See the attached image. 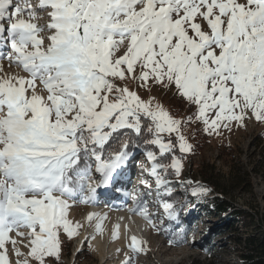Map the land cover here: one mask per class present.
<instances>
[{
	"label": "snow or ice",
	"instance_id": "1",
	"mask_svg": "<svg viewBox=\"0 0 264 264\" xmlns=\"http://www.w3.org/2000/svg\"><path fill=\"white\" fill-rule=\"evenodd\" d=\"M0 60L26 74L0 64V264H59L62 235L83 227L69 210L96 204L141 150L156 187L142 180L132 211L157 231L179 221L187 196L211 192L180 180L193 152L185 126L219 135L264 123V0H0ZM154 87L192 115L139 92ZM94 219L102 234L106 216ZM169 242L188 243L186 230ZM143 243L133 235L122 264H136Z\"/></svg>",
	"mask_w": 264,
	"mask_h": 264
},
{
	"label": "rangeland",
	"instance_id": "2",
	"mask_svg": "<svg viewBox=\"0 0 264 264\" xmlns=\"http://www.w3.org/2000/svg\"><path fill=\"white\" fill-rule=\"evenodd\" d=\"M0 64H3L5 73L11 74L13 70L19 72L18 68L10 67L7 60H0ZM130 86L135 89V82ZM139 92L145 99L154 96L156 102L162 104L177 118L192 115L193 109L186 101L175 95L174 90L154 87L151 93L145 92L144 89H139ZM183 131L193 145V152L188 154L184 161L180 180L197 181L210 188L211 192L199 201L190 195L187 196L190 203L181 209L179 221L165 220L162 226L157 222V226L162 230L157 231L153 227L150 229L148 236L142 240L144 252L135 257L136 264H239V247L235 244V237L237 233L240 235L246 233V228L241 222L234 223L228 219L230 215L227 213L221 217L210 214L208 209L212 207L208 201L221 196L231 201L237 208L254 213L259 218L264 213V123L253 119L246 121L245 127L233 125L230 130L221 129L219 135H208L203 124L193 122L186 125ZM143 155L145 154L142 150L137 152V158ZM144 166L150 168L149 162ZM139 168L141 167L137 161H133L114 186L99 189L98 206L106 207L112 212L119 209H129L133 212L136 204L132 197L138 192L147 191L142 185L137 186L142 180L136 177ZM147 177L155 189L154 180ZM117 188L122 191L121 195L114 192ZM184 192L185 189L177 185L174 198L183 202ZM154 199L153 196L152 200ZM152 200L149 202V211L156 212L158 209ZM91 207L92 204L76 203L69 210V218L79 222L83 227L79 230V235L72 238L62 235L59 264H122L124 253L131 255L128 244L134 232L132 234L129 228L123 229L124 234L121 231L118 238L114 237L109 241L102 238L104 233L95 237L94 241L86 239L89 237L87 231L90 229H87L83 217ZM159 211L162 215V209ZM133 214L143 218L138 213ZM95 223H92L90 228H93ZM169 224L171 228L168 227ZM181 227L187 232L188 243L181 245L170 243L173 234ZM252 230L248 228V232ZM15 238L21 251L27 252L28 249L24 245L28 241L21 237Z\"/></svg>",
	"mask_w": 264,
	"mask_h": 264
},
{
	"label": "trees",
	"instance_id": "3",
	"mask_svg": "<svg viewBox=\"0 0 264 264\" xmlns=\"http://www.w3.org/2000/svg\"><path fill=\"white\" fill-rule=\"evenodd\" d=\"M176 193L174 194V197ZM211 204L210 214L222 216L229 214L231 221L241 222L246 233H237L235 244L239 247V264H264V213L259 218L245 209L237 208L231 201L217 196L208 201ZM256 222V223H255ZM248 228L253 229L248 232Z\"/></svg>",
	"mask_w": 264,
	"mask_h": 264
},
{
	"label": "bare ground",
	"instance_id": "4",
	"mask_svg": "<svg viewBox=\"0 0 264 264\" xmlns=\"http://www.w3.org/2000/svg\"><path fill=\"white\" fill-rule=\"evenodd\" d=\"M18 70H19V72L14 71V70L11 71L12 72L11 74H13V73H16V74L21 73L22 74L23 73V72H21L20 69H18ZM138 161L148 162L145 155L140 157L138 159ZM143 169H145V168H143ZM139 173L140 172H138V174H136V177H139V178L141 177L142 180H145V178L147 176V172H145V174H143V175H140ZM141 181H139L140 183H138L137 186L141 185ZM91 213H95L99 216H106V219L103 221V227H104L103 233H104V235L102 236V238H104V241L112 240L115 237L114 233L117 231V225H119V229H118L119 235H120V232L125 228L126 229L129 228L131 233L134 232V236H136L137 238H139L141 240H144V238H146L148 236V234L150 233V229H148V226H149L148 222L145 219H143L142 217L133 214V212H131V210H129V209L120 210L119 209L116 212H112V210L106 209V207H103V206H98V203H96V204H92L91 209H89L83 217V219L85 220V222L87 224L86 225L87 229L91 230V231L89 230V232L87 231V235H89V237L90 236L98 237L100 235L96 231V224L98 223V221L94 219L91 222H89L87 220L88 215ZM94 222H96L95 225L92 226L93 228H90L91 224ZM124 232H125V230H124ZM124 232H123V234H124ZM132 234H130V235H132ZM96 239L98 240V238H96ZM98 243H100V237H99ZM98 246L100 247L101 245L98 244ZM99 247L96 246L97 249ZM101 248H103V247H101Z\"/></svg>",
	"mask_w": 264,
	"mask_h": 264
}]
</instances>
